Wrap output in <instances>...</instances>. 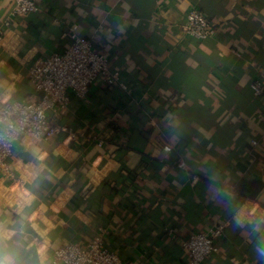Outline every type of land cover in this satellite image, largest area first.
<instances>
[{
    "label": "crops",
    "instance_id": "crops-1",
    "mask_svg": "<svg viewBox=\"0 0 264 264\" xmlns=\"http://www.w3.org/2000/svg\"><path fill=\"white\" fill-rule=\"evenodd\" d=\"M39 2L40 13L12 17L0 0V23H11L0 101L39 100L27 70L62 54L72 26L104 38L129 94L99 79L86 99L47 113L67 132L14 144L15 180L0 176V264H52L58 247L95 235L127 264H186L181 240L216 223L218 252L202 264H264V98L248 94L264 75V0ZM192 7L214 37L185 36ZM241 180L262 183L255 199L236 194Z\"/></svg>",
    "mask_w": 264,
    "mask_h": 264
},
{
    "label": "built area",
    "instance_id": "built-area-1",
    "mask_svg": "<svg viewBox=\"0 0 264 264\" xmlns=\"http://www.w3.org/2000/svg\"><path fill=\"white\" fill-rule=\"evenodd\" d=\"M11 16L19 17L41 12L39 0H6ZM11 23H0V41H2ZM185 36L196 42L214 37L215 27L197 8L188 9L183 26ZM66 42L62 54L52 53L40 59L27 70L28 83L35 93L40 95L35 102L0 101V176L15 180L10 159L14 144L25 136L39 140H55L67 130L56 124L48 112L58 116L70 106L71 96L86 99L88 88L102 79L110 89H118L120 94H129V82L121 79V74L111 70L109 58L98 53L90 40L78 36L72 26L62 34ZM254 99L264 95V75L260 74L250 84ZM70 135V134H69ZM74 138V135H70ZM102 145L100 140L96 141ZM256 146V142H252ZM168 152V146L163 147ZM183 169V163L177 165ZM224 224H213L204 232H189L181 240L180 246L186 258V264H202L218 252L217 241L222 237ZM52 264H127L116 251L108 249L100 235H95L84 246L67 243L58 247L50 255Z\"/></svg>",
    "mask_w": 264,
    "mask_h": 264
},
{
    "label": "trees",
    "instance_id": "trees-1",
    "mask_svg": "<svg viewBox=\"0 0 264 264\" xmlns=\"http://www.w3.org/2000/svg\"><path fill=\"white\" fill-rule=\"evenodd\" d=\"M87 40H90V39H87ZM90 41L93 44L94 49L98 53L105 54L106 41L104 40L103 37H101V39L99 40H90ZM104 91H106V89H104ZM250 93L251 92L248 91L249 95ZM263 98H264V95L259 99H263ZM262 187L263 185L260 182L249 183L247 181L241 180L234 186V191L236 192V194H239L241 196H246V198H248L249 200H253L258 195V193L261 191Z\"/></svg>",
    "mask_w": 264,
    "mask_h": 264
},
{
    "label": "water",
    "instance_id": "water-1",
    "mask_svg": "<svg viewBox=\"0 0 264 264\" xmlns=\"http://www.w3.org/2000/svg\"><path fill=\"white\" fill-rule=\"evenodd\" d=\"M50 30L52 31V34L54 35V36H56V37H58L59 36V31H58V28L56 27V26H52V27H50Z\"/></svg>",
    "mask_w": 264,
    "mask_h": 264
}]
</instances>
